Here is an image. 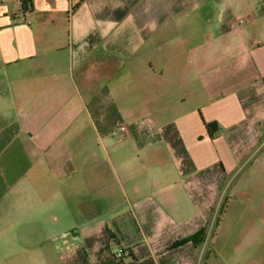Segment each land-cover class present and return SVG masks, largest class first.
<instances>
[{"label": "crops", "instance_id": "1", "mask_svg": "<svg viewBox=\"0 0 264 264\" xmlns=\"http://www.w3.org/2000/svg\"><path fill=\"white\" fill-rule=\"evenodd\" d=\"M33 2L0 0V242L264 264V0Z\"/></svg>", "mask_w": 264, "mask_h": 264}, {"label": "rangeland", "instance_id": "2", "mask_svg": "<svg viewBox=\"0 0 264 264\" xmlns=\"http://www.w3.org/2000/svg\"><path fill=\"white\" fill-rule=\"evenodd\" d=\"M216 216L217 214H215L213 222L217 219ZM214 231H215L214 226H211L208 229L207 243H206L209 246L208 249L212 247L211 243H213V240L215 238ZM230 236L232 237V234ZM24 247H26L27 249H25ZM221 248L223 249L221 250L222 254L228 252L226 251L227 247L225 249L223 247ZM0 264H61V263L56 259L55 261H50V262H48V260L46 259H43L40 255L39 246L37 247V245L33 243L31 245L28 242H25L24 245L15 244V243L8 244V242H4L2 240L0 242Z\"/></svg>", "mask_w": 264, "mask_h": 264}, {"label": "trees", "instance_id": "3", "mask_svg": "<svg viewBox=\"0 0 264 264\" xmlns=\"http://www.w3.org/2000/svg\"><path fill=\"white\" fill-rule=\"evenodd\" d=\"M20 6H21V10L23 13L26 12H32V10L34 9V2L33 0H19ZM206 126L209 128L210 123H206ZM225 206L222 208V210H225ZM223 212V211H222ZM205 238V231L204 230H200L197 233L193 234L192 236H190L189 238L183 239L181 241H177L173 244V246L179 245L181 243H184L186 241H194L196 244H198L199 242L203 241ZM124 253V252H123ZM116 259L118 261L119 264H123V256L116 254Z\"/></svg>", "mask_w": 264, "mask_h": 264}, {"label": "built area", "instance_id": "4", "mask_svg": "<svg viewBox=\"0 0 264 264\" xmlns=\"http://www.w3.org/2000/svg\"><path fill=\"white\" fill-rule=\"evenodd\" d=\"M208 235V234H207ZM123 252H124V250L122 249V250H120V252L118 253V256L119 255H122L123 254Z\"/></svg>", "mask_w": 264, "mask_h": 264}]
</instances>
